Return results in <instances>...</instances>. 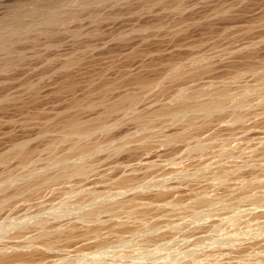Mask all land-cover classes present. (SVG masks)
<instances>
[{
	"label": "rangeland",
	"instance_id": "rangeland-1",
	"mask_svg": "<svg viewBox=\"0 0 264 264\" xmlns=\"http://www.w3.org/2000/svg\"><path fill=\"white\" fill-rule=\"evenodd\" d=\"M263 1L245 13L243 0H0L1 21L19 17L12 22L17 61L0 71V154L18 141H27L30 151L26 160L0 164V191L60 158L75 159L69 141L59 142L55 132L42 133L45 121L55 111L99 98L108 84L113 88L107 97H112L135 91L142 79L155 82L143 94L140 110L160 105L187 85L200 89L226 83L239 90L255 84L264 64L259 43ZM51 13L61 16L48 27L53 35L38 29ZM194 63L202 68L195 78L169 74L178 64L191 68ZM259 100V94H250L242 108L245 120L231 126L232 111L226 110L201 129L189 127L186 119L147 125L126 120L98 132L90 137L98 150L86 157L94 169L17 198L0 210V225L70 208L60 218L66 222L83 207L142 189L123 207L100 214L97 230L99 223L89 220L86 224L94 230L59 241L41 259L26 264H119L134 260L136 251L148 256L212 248L224 251L222 261L264 264V153L259 149L264 112ZM198 139H205L206 146L191 149ZM120 145L136 150L115 152ZM225 166L224 180L219 175ZM123 176L128 180L122 181ZM158 183L169 191L157 195L152 189ZM139 210L145 214L135 215ZM34 230L7 240L26 241ZM130 252L132 256L116 258ZM101 253L105 258L97 263L93 256Z\"/></svg>",
	"mask_w": 264,
	"mask_h": 264
},
{
	"label": "bare ground",
	"instance_id": "bare-ground-1",
	"mask_svg": "<svg viewBox=\"0 0 264 264\" xmlns=\"http://www.w3.org/2000/svg\"><path fill=\"white\" fill-rule=\"evenodd\" d=\"M243 2L245 13L250 12L253 7L255 9H259L258 7H260L261 5L259 4V0H255L254 2H252L251 0H243ZM11 17L12 18L8 20H0V56L2 58V61L0 63V71L10 69L12 66H15V61H17L15 60V51L11 48V44L16 37L15 28L13 27L12 22L13 20H18L19 17ZM262 19L264 18H261L260 20ZM60 20L61 16L58 13H51L41 19V27H39L38 29L40 32L43 31V33L45 29H47L46 33H56L52 28L57 23H59ZM50 26L53 27L49 28V32L48 27ZM259 43L262 47L264 46V33L261 34ZM20 53L21 52H17L18 55H21ZM64 65L67 68L68 63L67 66L66 64ZM201 69V65H198L196 63H194L191 68H187L182 64H178L169 74L173 78H180L186 75L190 76L191 78H195L201 73ZM256 74L257 82L255 84L245 86L239 90L231 89L229 86H227L226 83L220 85H209L200 89H196L192 85H187L177 89L176 92L167 101L161 103L156 107L147 108L146 110H140L138 108V104L141 102L143 94L154 85H156L155 82L148 80V78H141L142 80L137 83L138 88L136 90L135 88H133L135 91L130 92L126 90V92L124 90L125 93L123 91L120 92L121 94L118 93L119 95L117 94V96L112 97H107L109 95L108 91H111V89L113 88L112 85L110 86L108 84V86L106 85L107 87L105 89H102V91H100V93L102 92V95L100 94L101 96L99 95V98L96 97L92 98L91 100L88 97V101L85 100V102H78L77 104L72 103L73 105L65 107L68 109H64V111H55L56 114L52 118H48L47 120L45 119V129L42 133L46 135L49 132H55L59 137V142L69 141L67 148L69 151L76 153V158L72 160L68 157L60 158L53 166H49L44 170L30 173L26 175V178L22 177V179L20 178V180H18L13 185L5 188L4 190H1L0 210L17 198L40 194L45 188L59 181L77 175L86 176L88 172H90L95 167V164L89 162L86 157L89 153H93L98 150V148L93 145L92 140L90 141V137L98 132L111 130L116 126L124 123L126 120L141 122L147 125L157 120L176 122L181 119H186V125H188L189 127L201 129L206 125L217 122L219 119L217 117L218 113L230 110L232 111L230 122L231 126L233 124L235 125V123H242L245 120L246 113L242 110V108L247 103L250 94L254 92L259 94L260 100L258 102V106H260L264 112V64L259 67V69L256 71ZM121 112H124L125 116L122 118H118L117 115ZM37 115L35 117H37ZM261 120L264 121V116H262ZM51 143L54 144L55 141ZM260 145L261 146L259 147V149H261V151L264 153V141ZM205 146V139H198L195 145L191 147V149L201 150ZM127 147L132 148L133 145L132 147ZM127 147L120 145L115 148L114 151L118 152L125 148L127 149ZM134 150H136V148ZM29 152L30 151L28 150L27 141L15 142L6 151L0 154V164H7L14 158L21 159L22 161L26 160L30 154ZM227 167L225 166L224 168L222 167V169H220L221 174L219 170L216 171L219 172L218 174H220L219 176H221L220 179L225 180V178H228L226 177V174H228L227 172H229ZM127 180V176L122 177V181ZM153 185L154 184H152V186ZM157 185L159 187H157ZM157 185L154 188L150 186L151 188H153L152 190L156 189V192H152H155L157 195L159 194V196H161L160 194H165L169 191L167 185H164V187L162 186V183H158ZM160 186L162 188H160ZM140 192H142V189L138 190L134 194L124 191L120 193L122 196L116 197L115 199H109L103 202L101 201L87 208L83 207L81 211L75 213L76 215L73 219L67 220L66 222L60 221V218L63 217V214L70 211V208H66L67 210H64L65 208L63 210H55V212L51 213V215L49 213L45 216L39 215L37 216V218L32 217L26 218L25 220L22 219L20 222L13 221L1 224L0 264H26L31 263L34 260L41 259L47 253V251L54 246L55 243L61 240H71L90 232L93 228L92 226L86 224V222H88L89 220L94 219L99 223V225L94 228L95 230H97L101 225L100 223L102 222L100 214L104 212H111L116 210L117 208L123 207V205L134 200L138 195L137 193ZM261 194L264 195V192H262ZM145 211L146 210H139L135 213V215L139 216V214H145ZM263 212L261 211V213ZM234 218L235 217H233L232 219ZM54 219L59 220L58 222H55ZM29 228L32 230L35 228L34 231L36 232L26 241L9 243V241L7 240L10 237H14V234H19L23 231L25 232ZM4 238L6 239V242L2 241L5 240ZM228 240L233 239L228 238ZM228 240L226 239V242H229ZM139 252L140 251H136V255H134L135 253L133 252V256L132 252L117 253L116 258L121 259L122 257L127 256V254H131L132 258L134 259L128 263L121 261L119 262V264H147V260L149 261V259H151L150 261H156L160 258H163L164 260L162 263L151 262L148 264H255L253 262L245 260L222 261L221 255H223L224 251L222 249L216 248H212L207 251L203 250L201 252H199L198 250H189L188 252L180 250L172 252L170 251L164 253L163 255H161L159 252H157V254L156 251H154L156 254L154 253L155 255H153V253H150V255H148L150 256L149 258L144 254L145 251H141L140 253ZM147 254H149V251L147 252ZM104 258L105 257L103 253L98 256H93V259L97 263L102 262Z\"/></svg>",
	"mask_w": 264,
	"mask_h": 264
}]
</instances>
